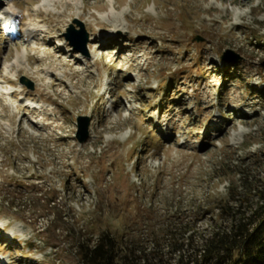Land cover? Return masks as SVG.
<instances>
[{
    "label": "rangeland",
    "instance_id": "rangeland-1",
    "mask_svg": "<svg viewBox=\"0 0 264 264\" xmlns=\"http://www.w3.org/2000/svg\"><path fill=\"white\" fill-rule=\"evenodd\" d=\"M109 1L0 0V263L109 232L174 264L264 189V0Z\"/></svg>",
    "mask_w": 264,
    "mask_h": 264
},
{
    "label": "trees",
    "instance_id": "trees-1",
    "mask_svg": "<svg viewBox=\"0 0 264 264\" xmlns=\"http://www.w3.org/2000/svg\"><path fill=\"white\" fill-rule=\"evenodd\" d=\"M224 166L226 165L221 168ZM245 179V175H238L237 181L240 188H243ZM233 190L232 187L228 190L227 200L214 204L208 209L209 216L214 218L224 216L225 225L214 223L205 236H200L197 244H193V233H189L190 227L184 228L178 239L175 237L171 239L172 251L176 256L174 264H211L213 262L214 264H264V189L260 188L254 193L248 189L245 190V193H249L248 196L254 195L256 200V206L249 209L240 206L243 199H234ZM53 191L55 189L50 187L46 194H51ZM245 197L247 195L244 194ZM47 202L52 203L51 210H57L56 198ZM212 211H215L213 215ZM91 242L82 238L74 242L75 255L81 264H162L165 262L161 260V255L154 259L150 252H145L140 239L124 242L121 236L116 237L109 232H101Z\"/></svg>",
    "mask_w": 264,
    "mask_h": 264
},
{
    "label": "water",
    "instance_id": "water-1",
    "mask_svg": "<svg viewBox=\"0 0 264 264\" xmlns=\"http://www.w3.org/2000/svg\"><path fill=\"white\" fill-rule=\"evenodd\" d=\"M75 23L79 25V23H78L77 21H75ZM72 31H73V28L70 27L69 30H68V32H72ZM66 38H67L68 40L70 39V37H69L68 35H66ZM70 40H71V39H70ZM71 42H72V41H71ZM226 55H232V56H234V58H235L236 60H239V56H237V55H235V54H233V53H231V52H229V51L226 52ZM26 83H27V87L32 88V85H31L30 82H26ZM86 136H87V135L84 134V135L82 136V138L79 139V142L82 143V142L85 140Z\"/></svg>",
    "mask_w": 264,
    "mask_h": 264
},
{
    "label": "bare ground",
    "instance_id": "bare-ground-1",
    "mask_svg": "<svg viewBox=\"0 0 264 264\" xmlns=\"http://www.w3.org/2000/svg\"><path fill=\"white\" fill-rule=\"evenodd\" d=\"M106 13L109 14V15H114V11H113V1H109V4H108V7H107V10H106ZM20 58V55L17 54L16 55V59H19ZM2 263H5V261H3ZM0 263V264H2Z\"/></svg>",
    "mask_w": 264,
    "mask_h": 264
}]
</instances>
